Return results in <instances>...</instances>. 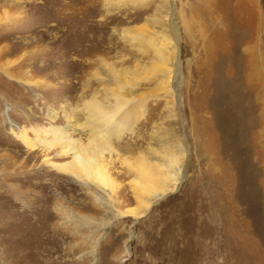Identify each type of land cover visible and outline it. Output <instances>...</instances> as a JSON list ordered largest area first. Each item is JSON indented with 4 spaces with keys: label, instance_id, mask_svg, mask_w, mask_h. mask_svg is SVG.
I'll use <instances>...</instances> for the list:
<instances>
[{
    "label": "rangeland",
    "instance_id": "1",
    "mask_svg": "<svg viewBox=\"0 0 264 264\" xmlns=\"http://www.w3.org/2000/svg\"><path fill=\"white\" fill-rule=\"evenodd\" d=\"M96 92L140 110L103 156L111 214L22 139L87 144ZM0 93V264H264V0H0ZM180 138L181 182L146 210L137 158Z\"/></svg>",
    "mask_w": 264,
    "mask_h": 264
},
{
    "label": "bare ground",
    "instance_id": "2",
    "mask_svg": "<svg viewBox=\"0 0 264 264\" xmlns=\"http://www.w3.org/2000/svg\"><path fill=\"white\" fill-rule=\"evenodd\" d=\"M54 29L57 28H53L52 25V27L50 26L44 30L49 33L50 41L52 42L54 41L53 39L56 40V37H60L62 38L61 40H63V37L68 34V30L60 29V36L52 34L51 37L50 31ZM125 32L130 35H135L134 39L136 38L138 41H144V36L138 31H132L129 29L125 30ZM251 47L253 49L251 52V57H253L251 58V72L258 74L261 67L258 66L259 63L262 62V60L259 59V56L261 55L259 50L261 49H258L257 45L256 47ZM245 50H247V48H245ZM78 52L81 57V50ZM159 53L160 59L163 60L164 53H162V51ZM91 54L94 56L97 55L96 52ZM99 60L101 62V59L97 57L93 63L96 64ZM111 73H107L106 77L119 82L118 78ZM120 83H122V81ZM97 94V92L94 93L91 99L84 102L83 114L86 116V121L83 126L79 123L82 126L81 132L88 131L89 142L87 144L65 135H59V132L57 131L54 137L50 140H34L26 134L22 135V139L32 152L42 150L45 154H50L54 150H59L56 154L57 157L64 158L70 156L71 160L60 162L50 161V156H46L45 161L46 163L48 162L52 168L62 171L82 182V184L94 194V199L99 204L107 207L111 214L113 213L112 202H110L111 192L105 187L108 184L110 177L103 156L105 152H112L115 150L112 140L117 135L121 134L124 128L123 125L127 124L128 126L125 128H129V130L135 128V125L140 118V110H135V107H132L130 110L125 111L124 108H126L130 101L123 95L114 94L116 97L115 101L108 100L109 103L106 104L98 99ZM77 126L78 122L76 119L71 120V127H73L74 130H78ZM45 134L48 135L47 132H45ZM167 143L168 145L165 146L163 155H161L162 157L160 156L161 158L150 153V155L147 156H139L136 161L137 163L135 167L137 173L135 178L138 183L136 184L137 190H135V195L138 197L144 196L146 199L145 203H147L146 210H148L158 199L160 189H163L164 193L174 190V188L181 182L184 173L186 154L183 149L181 138L175 141L169 140ZM170 183H172L171 185L173 186H169ZM151 192L152 194H149ZM126 199L129 201L132 200V198L128 196ZM121 214L123 213H118V215Z\"/></svg>",
    "mask_w": 264,
    "mask_h": 264
}]
</instances>
